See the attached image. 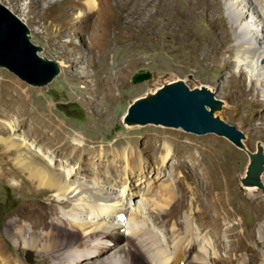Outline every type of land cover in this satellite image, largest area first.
Instances as JSON below:
<instances>
[{"label":"bare ground","instance_id":"1","mask_svg":"<svg viewBox=\"0 0 264 264\" xmlns=\"http://www.w3.org/2000/svg\"><path fill=\"white\" fill-rule=\"evenodd\" d=\"M64 1L70 3L76 0ZM41 2H46L52 10L54 3L51 0ZM6 3L14 10L25 13L19 0H6ZM87 3L94 10L102 7L96 0H87ZM175 4L177 15L185 16L187 20L197 21L204 12L209 13V28L206 32L202 29L205 32L202 38H195L192 43L194 54H201L207 62H212V69L221 78L216 83L218 95L234 105L225 110V115L240 127L247 128L253 138L264 139V0H181ZM106 5L109 10L102 15L112 20L123 18L128 22L144 17V0H106ZM189 25L185 30L186 37L193 39L197 32ZM226 53L227 56L224 55ZM214 74L211 73L210 81H215ZM123 77L118 72L114 78H110L108 73L102 78L112 102L117 101L114 84H121ZM65 87L76 90L74 85L67 84ZM31 92L9 75L3 74L0 78V174L4 177L12 174L14 186L24 191L22 201L9 222L14 229L9 238L15 247L8 249L0 238V264H27L22 259V248H36V264H130L126 261L129 257L118 251L129 242L125 241L115 249L111 258L106 257L109 256L110 246H101L103 237L104 242L110 244L111 238L124 235L132 237L151 264H171L175 260L186 264L190 241L182 246L184 236H180L177 222L171 225L172 251H169L161 230L152 225L147 214V210H152L151 217L154 218L155 213L160 218L169 215L174 206L168 204V200L166 206L160 205L156 199L147 202L144 195L135 191V183L143 178L144 181L149 180L153 169L144 164V171L141 169L136 173L137 167L142 165L137 156L139 153L133 156L134 151L131 153L121 145L131 141L132 137L117 140V148H109L104 143V148H100L95 144L97 139L90 140L81 132L71 130L67 122L54 114L50 104L33 100ZM88 100L89 103L92 101ZM163 133L166 131L149 135L144 155L147 158L156 156L157 163L161 160L169 173H176L184 168L185 162L169 163L172 150L168 142L174 140V134L169 133L166 137ZM158 138L163 140L162 147L156 144ZM262 144L259 142L258 148ZM110 153L122 165L111 160ZM238 157L239 151L223 142L222 149L217 148L202 161H192L190 166L192 177L200 182V187L196 189L202 191L199 192L203 199L198 210H204L206 217L205 226L199 222L196 224L200 216V213L196 214L198 210L185 219H189L188 225H191L187 229L194 233L196 246L200 249L199 264H221V261L226 264H264V197H248L257 199L246 201L247 207L251 208L248 210L251 212L250 225L246 226L239 216L244 211V203L239 199L234 182V172L242 162L236 164ZM76 164L85 173L94 172L97 179L77 172ZM105 170L111 173L118 170L122 176L100 179ZM163 176L166 178L167 174ZM174 182L173 187L162 181L159 185L161 194L163 188L169 192L167 197L172 198L171 202L176 198L172 191L182 188L180 178L175 177ZM187 184L190 190L191 185ZM246 190L248 195L262 193L258 187ZM194 205L193 201L189 205L190 210H196ZM57 233L64 234L65 249H59L52 241ZM221 233L226 236V242ZM71 235L82 238L72 240ZM220 250L227 254L219 256ZM177 251L181 257L175 259Z\"/></svg>","mask_w":264,"mask_h":264},{"label":"rangeland","instance_id":"2","mask_svg":"<svg viewBox=\"0 0 264 264\" xmlns=\"http://www.w3.org/2000/svg\"><path fill=\"white\" fill-rule=\"evenodd\" d=\"M51 1L54 6L52 10H49L48 4L41 2V0H19V4L25 8V13H23L7 5L6 0H0L28 28L32 46L38 47L37 56L58 65V74L46 84L34 85L22 79L8 66L0 65V78L3 77V74H6L21 82L25 88L32 90L33 100L45 105L50 104L54 114L67 122L71 130L76 133L81 132L86 137H90V140L93 138L97 139L98 142L95 144H98L100 148L103 147V143L106 146H110L109 148H117V140L132 137L131 141L121 145L126 146L127 151L131 153L134 151L132 153L133 156H136V152L137 154L139 153L137 156L142 161V165L137 167L136 173L138 174L141 169L144 171V164H148L150 170L153 169L149 173V180L144 181L145 179L143 178L142 181L135 183V191L144 195L147 202H152V199H156L162 206L168 204L174 206L169 215H163L160 218L155 213L154 218H152V210H147L152 225L161 230L162 237L166 240L167 249L172 251L171 225L174 221L177 222L180 236H184L182 237L184 238L182 246L188 240L190 241L187 248L188 259L184 257L185 263L199 264L197 260L198 255H201L200 249L196 246L194 233L188 230L191 225H188L189 219L185 221L191 213H195L194 211L198 210L199 204L203 199L199 195V192L202 191H197L196 189L200 187V182L198 178L192 177L190 167L193 165L192 161L198 162L205 157H209L217 148H223V142L228 143L239 151L236 164L238 165L242 162L240 167L234 172V182L239 199L244 203V211L239 216L242 217L246 226L250 225L251 220V212L248 211L251 208L247 207L246 201L257 199L248 197L254 195L259 198L264 197L263 191L261 195L257 193L248 195L241 179L247 174L250 162L249 153L258 152V143L264 144V139L253 138L249 135L247 128L240 127L225 115V110L233 108L234 105L229 99L223 98L220 94L218 95L216 83L221 78L218 77L217 71L212 69L213 63L207 62L201 57V54L196 56L194 49H192V43L195 38L197 40L202 38V35L209 28V13L207 11L204 12L199 16L198 22L195 20L194 22L187 20L185 16L177 15V5L175 3H179L181 0H144V17L127 22L128 19L118 18L117 20H112L106 15H102L107 14L109 10L106 0H96V3L102 6L101 9L98 8L97 10L91 9L87 0H76L70 3L64 0ZM246 13L249 14L251 11ZM188 23L191 24L189 25ZM188 25L194 27L197 32L193 39L186 37L185 30H188ZM224 55L227 56L228 54ZM142 69L148 70L151 77L140 83H134L132 80L133 76ZM38 71V77L44 76L43 69ZM227 71L225 73H228ZM118 72H121L124 77L121 84H114L117 101L112 102L107 90L104 88L105 85L102 82V78L107 73L110 78H114ZM211 73H215L213 77L215 81H210ZM178 81L183 82L190 90L209 89L214 98L220 101L221 105V108L216 110L218 114L215 115L219 116L225 123H228L230 126L228 127L233 132L240 135V142L236 143L227 136L218 135L214 132L197 134L180 127L155 123L132 125L126 122L129 106L135 100L152 96L166 85ZM67 84L74 85L76 90L67 89L65 87ZM37 94L40 96L38 97ZM88 99L92 101L89 103ZM206 107L210 108L209 106ZM162 131H166V133L162 134L166 137L169 136V133L174 134L172 135L174 140L168 142L172 150L169 163L185 162L184 168L182 170L179 169L176 173L170 172V174L161 160L157 163L156 156L147 158L144 155V148L149 144V135H158ZM156 144H160L162 147L163 140H160V138L156 139ZM263 144L261 146L264 154ZM34 148L39 147L34 146ZM161 155L162 153L159 154V156ZM110 159L115 160L117 165H122L112 153H110ZM75 167L80 174L87 175L91 179H97L94 172L85 173L84 169L78 168V164ZM106 172L105 170L99 178L110 180L112 178L118 179V177L121 178L122 176V172L118 170L112 173ZM163 174H167L166 178ZM175 177L180 178L182 188L172 191L176 198L175 201L171 202L172 198L167 197L170 196L169 192L163 188L161 194L159 185L162 181L169 183L173 187L175 185ZM263 177L261 178L264 184ZM14 182L15 179L12 174L9 177H4L0 174V238L8 249L15 247L13 240L9 238V234L14 230L9 226V222L24 195L23 190L14 186ZM187 182L191 185L190 190L187 189ZM191 192L194 193L191 194ZM196 195H199V197H195ZM120 196H122L121 193ZM165 199L166 202H164ZM193 201L195 202L193 208L196 210H190L189 208ZM145 205L147 206V203ZM198 211L196 214L200 213V216H198L196 224L199 222L202 226H205L206 217L203 214L204 210ZM71 236L72 240L79 241L82 238L79 235ZM105 237H108V235ZM221 238L225 242L227 241L223 233H221ZM235 238L238 237L235 236ZM52 239H54L52 241L55 242L56 247L59 249L66 248L67 244L64 241L63 233L55 234ZM111 240L112 243L110 244L104 242V237L101 240V246H110L107 258H111L112 252L120 248L123 242L126 241L130 244H124L118 251L129 257L126 259L128 263L131 264L134 261V264H151L134 244L132 237L124 235L113 237ZM21 250L22 259L25 263L36 264L38 261L36 248H22ZM29 250L33 253L32 261L27 256ZM207 252L210 253L211 251L207 248ZM161 253H163L162 250ZM225 254H227L225 251H218L219 256H224ZM178 257H181L179 251L176 252L175 259H178ZM135 258L136 260H134ZM171 264L181 263L179 260H175ZM221 264L226 263L221 261Z\"/></svg>","mask_w":264,"mask_h":264},{"label":"water","instance_id":"3","mask_svg":"<svg viewBox=\"0 0 264 264\" xmlns=\"http://www.w3.org/2000/svg\"><path fill=\"white\" fill-rule=\"evenodd\" d=\"M28 32V28L17 16L0 2V65L8 66L30 84L43 85L58 74L59 67L56 63L37 56L38 47L32 46ZM39 69H43L44 76H37ZM150 77V72L142 69L135 73L132 80L140 83ZM220 108V101L214 98L209 89L190 90L183 82L178 81L166 85L152 96L135 100L129 106L126 122L132 125L155 123L180 127L197 134L214 132L239 143L240 135L215 115ZM249 155L247 174L241 178L242 182L246 188L258 187L264 192L261 178L264 174L262 146L258 148V152H250ZM27 256L30 261L33 260L32 251L29 250Z\"/></svg>","mask_w":264,"mask_h":264}]
</instances>
